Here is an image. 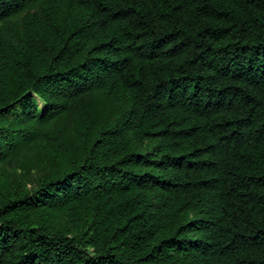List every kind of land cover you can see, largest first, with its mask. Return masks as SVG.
<instances>
[{"label": "trees", "instance_id": "1", "mask_svg": "<svg viewBox=\"0 0 264 264\" xmlns=\"http://www.w3.org/2000/svg\"><path fill=\"white\" fill-rule=\"evenodd\" d=\"M95 94L81 159L29 137ZM40 143L0 264H264V0H0V165Z\"/></svg>", "mask_w": 264, "mask_h": 264}, {"label": "rangeland", "instance_id": "2", "mask_svg": "<svg viewBox=\"0 0 264 264\" xmlns=\"http://www.w3.org/2000/svg\"><path fill=\"white\" fill-rule=\"evenodd\" d=\"M42 109L43 103L38 100ZM110 113L103 94H95L84 98L70 112L47 117L43 126L36 129L33 136L38 140V133L43 135L54 134L58 129H64L71 137L74 145V158H82V144L80 133L84 130L86 122L91 120L95 125L101 124ZM23 145V143H22ZM66 161L69 156H64ZM54 166L53 157L44 143L29 144L21 149L16 158L9 159L0 165V204L6 194L15 189H28L34 191L41 177L48 173ZM55 228L68 226L67 219L60 213L51 221Z\"/></svg>", "mask_w": 264, "mask_h": 264}]
</instances>
